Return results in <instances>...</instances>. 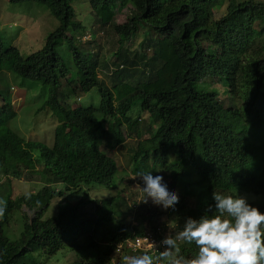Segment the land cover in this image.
<instances>
[{
  "label": "trees",
  "instance_id": "16d2710c",
  "mask_svg": "<svg viewBox=\"0 0 264 264\" xmlns=\"http://www.w3.org/2000/svg\"><path fill=\"white\" fill-rule=\"evenodd\" d=\"M23 1L47 5L59 24L26 56L0 37V74L37 85L29 88L43 99L40 110L57 124L49 145L25 139L12 130L16 112L2 98L0 201L6 208L0 215V264H44L64 251L74 264H122L123 256L139 252L120 254L118 243L146 232L172 235L187 217L216 215L207 211L213 192L250 193L256 199L248 202L264 212V0H89L97 22L117 37L109 56L87 47L92 35L88 43L80 39L87 27L77 19L75 0H9ZM127 5L130 16L116 23L115 9ZM207 77L220 79L227 96L206 87ZM94 88L97 104L70 105ZM142 113L147 121L140 129ZM133 135L130 174L167 173L169 188L180 197L175 209L142 200L137 225L125 221L115 197L89 196L96 186L116 185L119 167L106 150ZM25 173L38 174L43 185L13 197L12 181ZM53 199L62 201L54 215L45 216ZM88 204L91 213L84 211ZM23 205L36 214L29 218ZM15 213H23L21 224L10 236ZM162 214L174 219L173 231L160 221ZM107 223L113 227L97 236ZM177 246L185 257L198 251L180 240Z\"/></svg>",
  "mask_w": 264,
  "mask_h": 264
},
{
  "label": "rangeland",
  "instance_id": "374dc122",
  "mask_svg": "<svg viewBox=\"0 0 264 264\" xmlns=\"http://www.w3.org/2000/svg\"><path fill=\"white\" fill-rule=\"evenodd\" d=\"M89 0H75L73 6L77 12V19L83 22L87 27L84 34L80 39L88 43L95 40L89 45L93 51L101 48V53H106L109 56V51H115L117 49V37L112 34L109 27L102 28L100 23L97 22L98 17L93 10L89 7ZM114 21L118 24L126 22L127 18L131 14V7L127 5L122 9H115ZM224 8L215 13V18L220 17L223 14ZM58 20L52 15L49 8L45 4H38L32 1H23L11 3L9 0H0V37L5 46L11 45L16 47L23 56L29 55L31 52L39 50L46 39L49 32L58 26ZM92 35V40H91ZM94 35V36H93ZM134 46H137L136 44ZM137 48V47H136ZM58 52L61 54L60 47L58 46ZM146 53H149L147 51ZM100 78L110 85V78L105 73L100 74ZM204 84L208 88H213L218 91L219 97H226V88L223 86V82L218 78H205ZM29 85L25 79L9 73L4 72L0 74V103L3 102L2 98L12 102V107L16 112V116L10 123L12 130L23 136L25 139H34L42 141L46 144H51L53 140V131L57 124V121L49 111L40 110L43 104V99L38 95L36 89L29 88ZM34 88H38L37 85H33ZM8 90L7 92H4ZM99 100V94L97 88L83 94L76 100L70 101L71 106H76L79 103L84 106L91 104H97ZM225 103H228V99H224ZM141 122L140 129H143L142 124L147 121V114H140ZM135 116V114H133ZM143 137H147L148 133L142 131ZM137 142V138L133 136H126L125 141L106 150L119 167L118 174L115 177L116 185L113 188H106L96 186L89 190V196L92 199H102L106 197H115L114 202L117 210L122 214L125 221L137 225L136 215H138L137 209L141 201L144 199V195L140 190L139 181L134 179L135 177L130 174L131 162L129 160L131 151L130 149ZM126 172V173H125ZM130 174V175H128ZM156 174H160L167 179V173L158 171ZM43 185L42 180L38 177V174L25 173L19 180L12 181V196L18 197L23 194L35 193ZM238 195L244 196L248 201H254L256 198L247 192H238ZM120 197H116V196ZM60 199V198H59ZM53 199L50 207L45 213V216L54 215L57 211V206L62 200ZM70 200L75 203L77 197H72ZM150 201V200H149ZM137 207V209H136ZM148 207V205H147ZM160 207V206H159ZM136 209V210H135ZM159 209H162L160 207ZM84 211L92 212L91 206L85 205ZM21 212L27 214L29 218H32L36 212L29 210L24 205L21 207ZM15 213L8 225L9 235L15 236L18 233L21 224V214ZM163 220V221H162ZM160 221L167 224V231H173V225L175 224L173 218H169V215L162 214ZM113 227V223L102 224L99 226L96 234L99 237H103L107 234L108 229ZM74 258L68 251L59 253L55 257L45 260L44 264H74ZM115 259V257H114ZM116 262L111 259V264Z\"/></svg>",
  "mask_w": 264,
  "mask_h": 264
},
{
  "label": "clouds",
  "instance_id": "9594fccd",
  "mask_svg": "<svg viewBox=\"0 0 264 264\" xmlns=\"http://www.w3.org/2000/svg\"><path fill=\"white\" fill-rule=\"evenodd\" d=\"M134 179L144 195L142 202L150 200L165 209L179 203V194L162 175L138 172ZM211 198L207 211L215 209L216 215L187 217L178 233L164 236L159 244L148 243L142 253L123 256L122 264H264V212L238 194L213 192ZM5 208L0 201V215ZM177 240L194 244L195 256L181 255Z\"/></svg>",
  "mask_w": 264,
  "mask_h": 264
},
{
  "label": "built area",
  "instance_id": "2783aa9c",
  "mask_svg": "<svg viewBox=\"0 0 264 264\" xmlns=\"http://www.w3.org/2000/svg\"><path fill=\"white\" fill-rule=\"evenodd\" d=\"M168 234H160V235H154L149 232H146L141 237H136L133 239H126L120 243L117 244L116 251L120 254H122L124 251H132L134 253H142L146 249V245L148 243H156L159 244V242L162 240L164 236ZM162 250V248H161ZM127 255H133V254H127ZM117 264V263H115Z\"/></svg>",
  "mask_w": 264,
  "mask_h": 264
}]
</instances>
